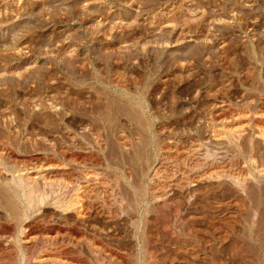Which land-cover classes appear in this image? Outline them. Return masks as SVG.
Here are the masks:
<instances>
[{
  "label": "rangeland",
  "instance_id": "374dc122",
  "mask_svg": "<svg viewBox=\"0 0 264 264\" xmlns=\"http://www.w3.org/2000/svg\"><path fill=\"white\" fill-rule=\"evenodd\" d=\"M119 82L142 94L147 112L155 106L154 124L172 111L171 124H195L213 96L264 98V0H0V136L15 132V153L31 156L35 140L83 124H137L120 103ZM112 103L122 111L107 116L103 105ZM262 193L258 211L252 196L248 204L233 193L189 219L196 244L181 235L162 246L142 228L148 213L136 237L156 235V264H264ZM118 222L112 237L130 240ZM134 257L131 264H144Z\"/></svg>",
  "mask_w": 264,
  "mask_h": 264
},
{
  "label": "bare ground",
  "instance_id": "6f19581e",
  "mask_svg": "<svg viewBox=\"0 0 264 264\" xmlns=\"http://www.w3.org/2000/svg\"><path fill=\"white\" fill-rule=\"evenodd\" d=\"M121 82L123 99L114 98L123 100L124 112L137 124H83L79 131L42 136L31 140V156L11 148L15 132L1 134L0 264H131L134 256L156 264L160 246L153 229L162 246L181 235L196 244L188 220L213 211L219 197L236 193L249 204L252 196L258 211L255 196L264 193V98L213 96L195 124H171L174 111L154 124L148 113L155 106L149 103L147 112L142 94L130 95ZM112 105H103L104 111L113 113ZM144 117L147 124L140 123ZM142 217L151 221L146 227L143 219L142 228L152 235L142 231L136 237ZM123 219L133 232L130 240L112 237L120 227L112 223ZM132 240L139 250H130Z\"/></svg>",
  "mask_w": 264,
  "mask_h": 264
}]
</instances>
